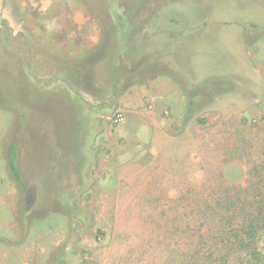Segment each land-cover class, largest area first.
<instances>
[{
  "label": "rangeland",
  "instance_id": "rangeland-1",
  "mask_svg": "<svg viewBox=\"0 0 264 264\" xmlns=\"http://www.w3.org/2000/svg\"><path fill=\"white\" fill-rule=\"evenodd\" d=\"M44 23L63 35L41 38ZM144 28L150 51L139 54ZM263 32L264 0H0V117L9 116L0 145L5 160L10 145L18 149L22 203L26 191L38 187L39 207L67 212L70 224L92 229L94 245L75 249L82 264H184L196 249L223 246L214 237L226 223L212 211L219 214L222 206L221 214L234 223L247 201L264 198V115L247 117L244 110L252 96L262 100L251 107L264 110V56L254 59L247 51L258 49ZM76 33L83 35L75 39ZM111 35L120 47H133L127 62L118 60L133 71H122L113 83L117 98L101 119L89 116L93 110L81 97L65 103L60 94L39 90L75 83L80 92L98 96L94 65L112 57L94 48L111 50ZM37 52L52 54V67L39 62L33 71L30 58ZM157 67L184 78L189 93L223 88L210 95L215 109L229 116L208 108L211 117L204 119L195 107L171 127V139L156 138L166 150L117 168L116 179H98L83 143L88 130L117 129L111 118L127 112L119 99L132 98ZM163 117H173L168 106ZM62 155L64 167H55ZM8 173L5 166L2 179H11ZM229 207V214L222 210Z\"/></svg>",
  "mask_w": 264,
  "mask_h": 264
},
{
  "label": "crops",
  "instance_id": "crops-1",
  "mask_svg": "<svg viewBox=\"0 0 264 264\" xmlns=\"http://www.w3.org/2000/svg\"><path fill=\"white\" fill-rule=\"evenodd\" d=\"M44 28L46 30L44 29V31L39 33L41 38H44L46 35L50 37L56 34L63 35L57 28H51L48 23H44ZM149 31V29L144 30L145 35L141 37L142 42L139 54L145 52L148 54V51H150ZM76 34L77 37L75 39L83 35L81 33ZM131 34L129 35L131 36ZM145 37H148L147 47L143 45ZM259 37L260 35L256 38L258 49H254L253 46V50H247L254 59L256 56H264V36ZM65 38L68 39V36L65 35ZM110 39L112 40L110 46L114 44L111 50L104 51L105 49L101 44L96 45V48H94L99 56L107 54L112 57L109 59H100L94 65V72L96 74L94 86L95 89L100 90L98 96L93 97L88 93L80 92L75 83L67 84L66 86L60 84L58 87H55L59 89H54L49 87V85H42L38 87L40 88L39 90L46 95H53L56 92L55 94H60L62 97L61 100L65 101V103L72 102L78 97H81L82 101L91 106L90 108L93 110L91 112L92 116H89L92 119L94 118L93 120L102 118L103 115L101 114L106 112L108 109L107 106H110V101L117 98V95L114 96L112 92L113 83L118 81L122 71H133L129 69L128 63L126 65L118 64L120 57L127 58L134 55L133 47L125 45L123 49L118 43V38L116 39L115 36H112ZM159 53H155V55H159ZM36 56L38 58H30L33 71L39 62H43L46 66L51 65L50 67H52L54 61L52 54L46 52L41 54L37 52ZM40 56L44 57L40 58ZM128 59H125L126 62ZM158 64L160 62L157 63L156 61V65ZM120 66L123 68L119 71ZM26 70L28 71L27 66ZM68 70L70 71V68ZM161 70L157 67L156 72L154 70L150 71L153 74H147L146 78H141L143 79L142 84L132 93V98L128 94L126 97L124 96L119 99L122 102H126L124 105L127 112L125 114V121L117 129L112 132L99 125L94 128L91 127L88 130V139H84L83 143L85 144L86 151L90 155L93 154V158H89L92 167L96 170L94 175L98 179H116L117 168L123 167L127 163L135 162L138 158H148L151 156L150 153L153 154L155 151L158 152V150H164V148L166 150L167 143H156V138H161V140L171 139L169 135L171 127L174 124L180 125L187 116L193 114L195 107L201 109L202 113L206 114V117H203L204 119L211 117L207 112L208 108L209 110L214 108L212 115L216 113L227 115L229 113V111H222L223 108L215 109L216 102L211 98V91L209 92L208 89L204 88L205 91L199 95L196 93V96L193 98L192 96L195 94L192 95V90L189 93L186 89H183L184 85L187 86L188 83L183 81L184 78H179L175 73L173 75V70L170 68H168L169 71L166 72V75ZM43 74L45 77L52 76V72H48L47 70ZM107 76L110 79H106L109 83L104 79ZM98 77L103 80H99L100 82H98ZM217 97H220V95ZM251 98L250 107L247 106L244 109L248 110L247 117L264 115V110L260 108V110L258 108L253 109L251 107L253 104H259L262 99L259 100L257 98L256 100L255 96ZM192 99H194L193 103L195 105L193 111L190 109ZM87 100H91V104ZM165 106H168L172 111L173 117L171 120L163 117V109ZM149 107H151V110H149ZM243 112L245 113V111ZM1 116L0 123L3 124L0 125V139L6 131V117L9 118L8 115ZM37 117H39L38 114ZM50 123L51 121L48 122V124ZM47 126L50 127L49 125ZM66 130L68 129L66 128ZM66 130L64 131L65 133ZM91 137L92 139L90 140ZM191 148L193 149L195 147L191 145ZM2 151L0 145V264H82L84 258L76 254L75 249L94 245L93 239L95 236L91 237L94 234L92 229H90V232H85L84 225L70 224L69 213L67 212L64 214L61 212H53L46 205L39 207L40 192L38 187H36V190L34 188L28 189L26 191L25 203H22L21 187L14 182L12 177L11 179H2L3 170L6 166L5 153ZM62 158L63 155L59 158L60 162L56 163L55 167H64L61 165ZM35 184H38V182Z\"/></svg>",
  "mask_w": 264,
  "mask_h": 264
},
{
  "label": "trees",
  "instance_id": "trees-1",
  "mask_svg": "<svg viewBox=\"0 0 264 264\" xmlns=\"http://www.w3.org/2000/svg\"><path fill=\"white\" fill-rule=\"evenodd\" d=\"M222 89L221 87H213L211 92L212 94L217 93L216 91ZM192 95L194 98L196 93ZM194 106L191 100L190 109H193ZM6 166L14 182L25 191L23 175L18 167V149L13 144L7 149ZM220 207L219 214L215 211H212V214L213 217L215 214L220 222L225 220L223 222L226 223V226L221 235H216L214 240L225 242V244L223 246L213 244L202 250L196 249L190 253L191 256L184 264H264V198H259L253 202L247 201L243 205L245 210H241L243 215L234 223L231 215L225 218L221 214ZM222 210L229 214L231 208H222ZM235 256L238 263L234 261Z\"/></svg>",
  "mask_w": 264,
  "mask_h": 264
},
{
  "label": "built area",
  "instance_id": "built-area-1",
  "mask_svg": "<svg viewBox=\"0 0 264 264\" xmlns=\"http://www.w3.org/2000/svg\"><path fill=\"white\" fill-rule=\"evenodd\" d=\"M125 121V115L122 112H118L116 114L113 115V117L111 118V122L113 125H120Z\"/></svg>",
  "mask_w": 264,
  "mask_h": 264
}]
</instances>
